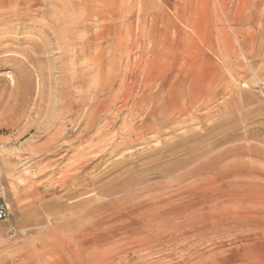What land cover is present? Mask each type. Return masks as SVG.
I'll use <instances>...</instances> for the list:
<instances>
[{"label":"rangeland","instance_id":"rangeland-1","mask_svg":"<svg viewBox=\"0 0 264 264\" xmlns=\"http://www.w3.org/2000/svg\"><path fill=\"white\" fill-rule=\"evenodd\" d=\"M0 182V264H264V0H0Z\"/></svg>","mask_w":264,"mask_h":264},{"label":"built area","instance_id":"built-area-1","mask_svg":"<svg viewBox=\"0 0 264 264\" xmlns=\"http://www.w3.org/2000/svg\"><path fill=\"white\" fill-rule=\"evenodd\" d=\"M10 219V209L4 198L3 186L0 182V221H8ZM18 232V228L11 225L9 227V234L14 236Z\"/></svg>","mask_w":264,"mask_h":264},{"label":"bare ground","instance_id":"bare-ground-1","mask_svg":"<svg viewBox=\"0 0 264 264\" xmlns=\"http://www.w3.org/2000/svg\"><path fill=\"white\" fill-rule=\"evenodd\" d=\"M31 18H32V17H31ZM11 20H12V19H11ZM51 22H52V21H51ZM26 25H27V24H26ZM101 136H102V135H101ZM97 138H98V137H97ZM97 138H96V139H97ZM99 139H100V138H99ZM99 139H98V140H99ZM96 142H97V141H96ZM98 142H99V141H98ZM129 143H130V141H129ZM95 144H96V143H95ZM96 145H97V144H96ZM98 145H99V143H98ZM118 147H119V146H118ZM114 149H115V148H114ZM105 150H106V149H105ZM100 151H101V150H100ZM103 151H104V149H103ZM106 152H108V150H107ZM101 153H102V152H100V154H101ZM106 154H107V153H106ZM98 157H99V155H98ZM101 157H102V156H101ZM105 157H106V155H105ZM100 159H101V158H100ZM127 161H128V160H127ZM122 162H123V161H122ZM122 162H120L119 164L117 163V164L120 166V164H122ZM128 162H129V161H128ZM124 163H125V160H124ZM117 164H116V165H117ZM116 165H115V166H116ZM117 168H118V167H117ZM112 170H113V169H112ZM71 184H72V183H71ZM2 186H3V185H2ZM77 186H78V185H77ZM123 188H124V187H123ZM127 189H129V188H127ZM127 189H126V191H127ZM3 190H4V188H3ZM107 190H108V189H107ZM107 190L105 191V189H104L105 192L103 191V192H104L103 195H104V194H108ZM109 190H110V189H109ZM115 190H117V189H115ZM115 190H114V193H115ZM121 190H122V188H120V191H121ZM122 191H123V190H122ZM112 192H113V191H112ZM112 192H110V194H112ZM118 192H119V191H118ZM124 192H125V191H124ZM124 192H123V193H124ZM127 192H129V190H128ZM68 194H69V193H68ZM101 194H102V193H101ZM110 194H109V196H110ZM105 197H107V196H105ZM83 208H84V207H83ZM256 212H257V211H256Z\"/></svg>","mask_w":264,"mask_h":264}]
</instances>
